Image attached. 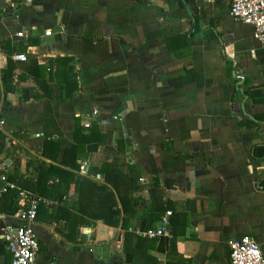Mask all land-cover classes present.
<instances>
[{
  "label": "crops",
  "instance_id": "obj_1",
  "mask_svg": "<svg viewBox=\"0 0 264 264\" xmlns=\"http://www.w3.org/2000/svg\"><path fill=\"white\" fill-rule=\"evenodd\" d=\"M229 4L0 0V264L19 190L35 264H231L243 236L264 257V43Z\"/></svg>",
  "mask_w": 264,
  "mask_h": 264
},
{
  "label": "built area",
  "instance_id": "obj_2",
  "mask_svg": "<svg viewBox=\"0 0 264 264\" xmlns=\"http://www.w3.org/2000/svg\"><path fill=\"white\" fill-rule=\"evenodd\" d=\"M229 15L235 21L249 24L253 27L255 37L264 43V0H230ZM49 33V32H47ZM15 59L26 61L25 54H16ZM2 119L0 117V123ZM86 163L82 165L83 169ZM2 180H6L4 176ZM9 186V185H8ZM7 186V187H8ZM0 190V197L7 190ZM19 209L13 216L20 220L19 224H4L1 227L4 243L12 255L11 264H35V256L38 251L37 234L34 222L37 217L41 199L24 190L18 192ZM172 211L167 210L161 217V225L155 229L138 231L148 237H160L169 232L168 226ZM6 217L0 211V220ZM231 264H264L262 252L250 236L229 241ZM49 264H56L51 262Z\"/></svg>",
  "mask_w": 264,
  "mask_h": 264
},
{
  "label": "trees",
  "instance_id": "obj_3",
  "mask_svg": "<svg viewBox=\"0 0 264 264\" xmlns=\"http://www.w3.org/2000/svg\"><path fill=\"white\" fill-rule=\"evenodd\" d=\"M6 139V137L4 136V134L2 133V132H0V146L2 145V144H5V140ZM37 188V187H36ZM38 189V188H37Z\"/></svg>",
  "mask_w": 264,
  "mask_h": 264
}]
</instances>
